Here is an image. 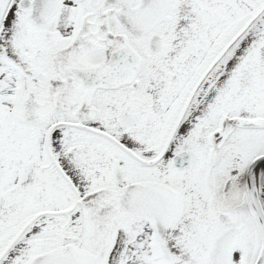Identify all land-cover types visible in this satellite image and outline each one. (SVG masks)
I'll return each mask as SVG.
<instances>
[{
    "label": "snow or ice",
    "instance_id": "obj_1",
    "mask_svg": "<svg viewBox=\"0 0 264 264\" xmlns=\"http://www.w3.org/2000/svg\"><path fill=\"white\" fill-rule=\"evenodd\" d=\"M0 264H264V0H0Z\"/></svg>",
    "mask_w": 264,
    "mask_h": 264
}]
</instances>
